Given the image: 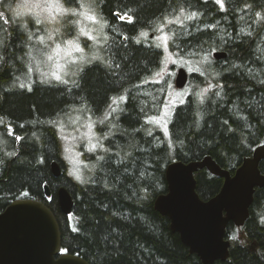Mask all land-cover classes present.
<instances>
[{
  "label": "trees",
  "instance_id": "16d2710c",
  "mask_svg": "<svg viewBox=\"0 0 264 264\" xmlns=\"http://www.w3.org/2000/svg\"><path fill=\"white\" fill-rule=\"evenodd\" d=\"M17 2L0 4V211L20 199L43 201L58 219L61 251L90 264H203L155 201L168 190L171 162L211 156L234 173L264 144V0H223V9L216 0H66L65 7L76 9L91 3L99 21L94 39L80 38L77 63L64 65L77 72L63 76L67 84L46 76L52 43L39 37L49 27L54 42L74 37L78 16L46 28L13 16L8 5ZM192 12L198 15L186 19ZM219 50L227 57L217 60ZM167 54L196 71L189 72L185 99L170 105L165 131L148 121L163 104L148 87ZM86 123L93 128L91 150L79 138ZM65 131L77 138L74 174L67 170ZM54 160L62 165L59 177ZM260 168L264 174V160ZM195 177L203 199L224 181L207 168ZM62 185L74 199L69 216L57 201ZM226 238L230 257L214 264H264V187L256 189L245 224L230 223Z\"/></svg>",
  "mask_w": 264,
  "mask_h": 264
},
{
  "label": "water",
  "instance_id": "95a60500",
  "mask_svg": "<svg viewBox=\"0 0 264 264\" xmlns=\"http://www.w3.org/2000/svg\"><path fill=\"white\" fill-rule=\"evenodd\" d=\"M221 60L225 52H214ZM189 72L180 67L175 78L177 88H184ZM264 160V144L252 156L245 157L234 173L222 168L211 156L185 163L174 161L166 169L168 190L155 201V209L170 220L171 231L180 235L189 251L203 264L226 261L230 257L231 241L226 238L230 223L242 227L250 216L257 188L264 187L260 164ZM207 168L224 179L220 191L203 199L197 191L195 173ZM51 170L55 177L63 173L54 160ZM47 197L52 195L48 184ZM57 201L63 214L73 212L74 199L62 186ZM62 233L58 219L46 203L37 199H20L0 211V264H90L83 257L63 253Z\"/></svg>",
  "mask_w": 264,
  "mask_h": 264
},
{
  "label": "rangeland",
  "instance_id": "374dc122",
  "mask_svg": "<svg viewBox=\"0 0 264 264\" xmlns=\"http://www.w3.org/2000/svg\"><path fill=\"white\" fill-rule=\"evenodd\" d=\"M24 2V0H18L17 4ZM77 11H87V7L81 9L77 8ZM94 14V12L92 13ZM27 16V15H25ZM59 19V18H58ZM78 30L77 34L74 37H66L64 39H60L54 42L52 33L53 30L51 27L46 29V33L43 34L44 39L49 40V35H51L52 39L51 43L52 45L49 48V53L47 54V59L48 56L51 55L53 57L52 60H47L48 63H52L53 67H50L46 73L47 77L52 78L51 72L53 71H62V69H57L56 65H65L69 61L75 60L76 58L79 57V51H76V43L79 44L81 48H83L80 44V38L84 39V37L88 39H94V35L96 33V23H93L90 20L85 19L84 16H78ZM55 22L52 23H47L45 24L47 26L53 25ZM47 28V27H46ZM83 30V31H82ZM84 32H87L88 35L83 34ZM48 33V35H47ZM46 36V37H45ZM166 36V35H162ZM68 40H73L75 43L73 44H68ZM60 45V50L59 54L56 52V46ZM84 50V49H83ZM54 61V63L52 62ZM182 60L176 59L174 56L167 54L166 56V61L165 65L162 69V71L159 73V75L150 81L151 84L148 87V90L151 91V95L154 96V99H163V104L158 108L161 113L165 110L164 106L165 104L168 105L167 112L171 108V104L183 101L185 99V96L189 93L190 87H185L183 89H179L175 85V78L177 75V71L181 66H184ZM46 65H48L46 63ZM175 67V68H173ZM188 72H195L196 68L192 63L189 64V67H186ZM46 72V68L44 69V74ZM171 75H172V81H171ZM165 80H168L167 83L164 82ZM166 85H165V84ZM159 115V116H160ZM93 128H91V124L86 123L85 128L80 132L79 138L80 141L84 142V146L87 147L88 150L92 149V146L94 144V136L92 135ZM63 138L65 140V145H66V161H67V170L69 173H77V169L79 167V161H80V153L77 151V138L74 132L71 131H65L63 134Z\"/></svg>",
  "mask_w": 264,
  "mask_h": 264
},
{
  "label": "snow or ice",
  "instance_id": "6c2138e0",
  "mask_svg": "<svg viewBox=\"0 0 264 264\" xmlns=\"http://www.w3.org/2000/svg\"><path fill=\"white\" fill-rule=\"evenodd\" d=\"M2 3H3V0H0V4H2ZM65 3H66V0H24V2L17 4L15 8H13L11 4L8 5V11L10 13H12V15L17 17V18H20L22 16L27 15V17L29 19L33 20L36 25H45L47 23L57 22L58 18L68 17V16H84L85 19L90 20L93 23L99 22L97 19V16L95 14H92L94 12V9H93V6L91 3H89L88 5L81 3L78 5V8H81V9L87 7V11H77L76 8L65 7ZM216 3H218L220 5L221 9L224 8L223 0H216ZM181 13L183 14V9H181ZM3 15L4 14L2 12H0V17H3ZM116 15L120 16L119 13H116ZM197 15H198L197 13L192 12V13L188 14L185 18L191 20V19L195 18ZM120 18L124 19L125 16H120ZM127 19L129 22H131V20H132V18L130 16H128ZM177 21H179V17H177ZM168 22L174 23L176 21L169 20ZM26 26L27 25H25V27ZM83 34L88 35L87 32H84ZM141 35H146V34L141 33ZM28 38L31 39V36H29ZM48 38L52 39L51 35H49ZM158 39H162L164 41L165 45H167V40H168L167 36L159 37ZM39 40L41 43H43L44 37L43 36L39 37ZM137 42H139V41H137ZM2 43L3 42L0 41V44H2ZM67 43L71 45L75 42L73 40H68ZM157 47H159V45H157ZM59 50H60V45H57L56 46L57 54H59ZM76 51L83 52V48H81L78 43H76ZM0 59H2V57H0ZM48 59L52 60L53 57L51 55H49ZM93 59H100V57H93ZM70 63L76 64L77 61L72 60V61H70ZM56 67H57V69H62V71H53V72H51V76L56 81H59L61 83H64V84L68 83L67 80L63 79L64 75L75 76L77 74L76 71L66 70V66H64V65L57 64ZM116 67H119V65H116ZM82 70H83L82 68L78 69V71H82ZM157 75H159V73H157ZM73 83L75 84V81H73ZM23 86L24 85H21V87H23ZM29 90H31V89H29ZM119 100H121V101L126 100V97L120 96ZM112 104H117V98L116 97L112 98ZM109 107H111V105H109ZM164 108H165V110L161 113L160 116L149 117L148 121L154 122L157 125L162 126L166 131L167 130V127H166L167 126V120L165 119V117L168 114L167 113L168 105L165 104ZM112 111H116V108H112ZM9 134H11V133H9ZM149 134H151V133H149ZM16 139L19 140L21 138L16 137ZM77 178H79V177H77Z\"/></svg>",
  "mask_w": 264,
  "mask_h": 264
},
{
  "label": "bare ground",
  "instance_id": "6f19581e",
  "mask_svg": "<svg viewBox=\"0 0 264 264\" xmlns=\"http://www.w3.org/2000/svg\"><path fill=\"white\" fill-rule=\"evenodd\" d=\"M216 52H225V51L219 50V51H216ZM225 53H226V52H225ZM185 87H186V86H185ZM185 87H184V88H185ZM179 89H183V88H179ZM171 163H172V162H171ZM167 167H168V166H167ZM48 185H49V184H48ZM62 186H63V185H62ZM62 186H60V187H62ZM60 187H59V188H60ZM64 187H65V186H64ZM255 193H256V192H255ZM254 199H255V196H254ZM69 215H70V214H69ZM69 215H68V216H69ZM229 225H230V224H229Z\"/></svg>",
  "mask_w": 264,
  "mask_h": 264
}]
</instances>
